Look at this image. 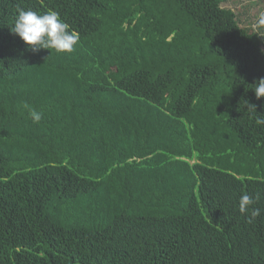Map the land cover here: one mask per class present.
Returning <instances> with one entry per match:
<instances>
[{
  "label": "trees",
  "instance_id": "16d2710c",
  "mask_svg": "<svg viewBox=\"0 0 264 264\" xmlns=\"http://www.w3.org/2000/svg\"><path fill=\"white\" fill-rule=\"evenodd\" d=\"M225 1L0 0V264H264V28Z\"/></svg>",
  "mask_w": 264,
  "mask_h": 264
},
{
  "label": "clouds",
  "instance_id": "9594fccd",
  "mask_svg": "<svg viewBox=\"0 0 264 264\" xmlns=\"http://www.w3.org/2000/svg\"><path fill=\"white\" fill-rule=\"evenodd\" d=\"M254 28H264V12L260 13ZM11 31L18 35L31 51L36 52L40 49H55L57 52H71L74 45L78 42V36L69 31V25L64 22L59 13L54 10H49L40 14L32 10L21 9L15 19ZM257 100L264 97V77L259 78L251 88ZM247 109L256 112V105L244 101ZM30 115L34 123L41 120V113L32 110ZM255 124L257 126L264 125V114L256 117ZM254 203V200L248 194H243L240 197L239 208L242 213L248 211L249 206ZM260 215V209H253L251 216L255 218Z\"/></svg>",
  "mask_w": 264,
  "mask_h": 264
},
{
  "label": "rangeland",
  "instance_id": "374dc122",
  "mask_svg": "<svg viewBox=\"0 0 264 264\" xmlns=\"http://www.w3.org/2000/svg\"><path fill=\"white\" fill-rule=\"evenodd\" d=\"M247 5V7H244ZM223 6L229 8H237L242 6L243 9H247V13L244 15L247 21L255 23L259 14L264 12V0H226Z\"/></svg>",
  "mask_w": 264,
  "mask_h": 264
}]
</instances>
